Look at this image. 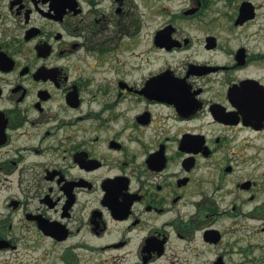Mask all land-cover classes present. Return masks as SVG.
Here are the masks:
<instances>
[{"label": "flooded vegetation", "instance_id": "af4514ba", "mask_svg": "<svg viewBox=\"0 0 264 264\" xmlns=\"http://www.w3.org/2000/svg\"><path fill=\"white\" fill-rule=\"evenodd\" d=\"M0 0V264H264V0Z\"/></svg>", "mask_w": 264, "mask_h": 264}, {"label": "rangeland", "instance_id": "374dc122", "mask_svg": "<svg viewBox=\"0 0 264 264\" xmlns=\"http://www.w3.org/2000/svg\"><path fill=\"white\" fill-rule=\"evenodd\" d=\"M137 4H138V13L140 14V11H142V7H143L142 5H144V1L139 0Z\"/></svg>", "mask_w": 264, "mask_h": 264}]
</instances>
